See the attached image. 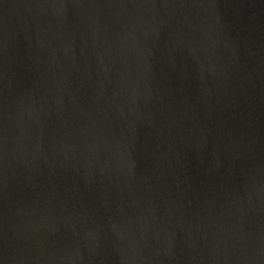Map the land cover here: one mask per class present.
<instances>
[{
    "label": "water",
    "instance_id": "water-1",
    "mask_svg": "<svg viewBox=\"0 0 264 264\" xmlns=\"http://www.w3.org/2000/svg\"><path fill=\"white\" fill-rule=\"evenodd\" d=\"M0 264H264V0H0Z\"/></svg>",
    "mask_w": 264,
    "mask_h": 264
}]
</instances>
